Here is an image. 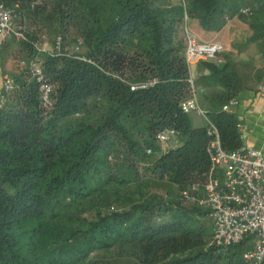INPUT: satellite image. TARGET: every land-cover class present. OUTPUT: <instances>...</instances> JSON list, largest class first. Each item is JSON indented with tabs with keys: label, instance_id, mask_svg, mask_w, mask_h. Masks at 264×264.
<instances>
[{
	"label": "trees",
	"instance_id": "trees-1",
	"mask_svg": "<svg viewBox=\"0 0 264 264\" xmlns=\"http://www.w3.org/2000/svg\"><path fill=\"white\" fill-rule=\"evenodd\" d=\"M0 2L19 5L16 22L26 36L14 39L25 64L16 58L10 73L16 87L0 108V264H243L252 237L230 247H207L208 209L181 197L153 201L143 188L130 209L95 214L91 206L112 183L165 179L182 191L207 182L205 126L194 127L181 108L191 94L186 18L219 31L241 16L264 50V0ZM243 7L251 14H241ZM59 35L63 47L81 39L84 59L38 56L43 82L54 87L45 103L42 82L29 64L38 41ZM203 65L210 74L202 83L220 88L204 97L205 110L224 147L235 150L242 145L237 118L222 107L246 78L259 80L264 70ZM152 78L158 79L155 85L131 90L132 83ZM166 128L178 131L182 145L154 158L156 135Z\"/></svg>",
	"mask_w": 264,
	"mask_h": 264
},
{
	"label": "built area",
	"instance_id": "built-area-1",
	"mask_svg": "<svg viewBox=\"0 0 264 264\" xmlns=\"http://www.w3.org/2000/svg\"><path fill=\"white\" fill-rule=\"evenodd\" d=\"M19 5H6L0 2V39H25V32L17 28ZM241 14H251L250 7L240 9ZM184 40L185 60L189 70L191 84L190 97L181 103L183 112H191L203 117L208 138L207 153L210 160L208 180L202 186L193 185L191 189H183L181 198L189 203L208 209L212 221L211 241L219 247H230L242 243L252 237V246L243 254V264H264V153L250 145L247 129L238 124L242 145L235 150L224 147L221 134L216 123L210 119L206 110L198 101L191 67L205 61H217L224 51V46L215 41L201 40L191 29L185 28ZM82 40L78 39L73 46L63 47L62 36H57L53 45H36L37 55L30 61L33 77L42 82V99L47 103L54 89L50 83L43 82V70L38 63V56L67 55L81 56ZM25 64V61H22ZM158 82L157 78L139 81L130 85L131 90L147 89ZM16 87V80L7 73L3 77L1 104L6 96ZM238 104L236 97L231 98L222 107L224 111L233 113ZM178 136L175 128H166L156 135L159 143H165ZM147 153L152 148L146 149Z\"/></svg>",
	"mask_w": 264,
	"mask_h": 264
},
{
	"label": "crops",
	"instance_id": "crops-1",
	"mask_svg": "<svg viewBox=\"0 0 264 264\" xmlns=\"http://www.w3.org/2000/svg\"><path fill=\"white\" fill-rule=\"evenodd\" d=\"M186 27L191 29L201 40L219 42L224 46V51L217 61L213 62L236 64L240 67L246 66L253 69V72L264 70V50L259 41L251 39V29L241 16H234L229 19L219 31L205 30L199 20L192 17L186 18L184 28ZM18 55L21 56V48L14 39L6 41L0 39V104L3 92V77L5 74L14 71ZM190 73L194 80L198 101L205 109L207 106L204 97H211L220 88L206 86L202 83V77H207L210 74L203 62L193 65ZM245 82V86L236 96L238 104L235 106L233 113L237 118V123L247 129L250 145L262 150L264 153V74L259 80L249 77L246 78ZM190 118L194 127L205 126L203 117H201L204 122L203 125L191 116ZM168 143L172 148L182 145L179 137L171 138Z\"/></svg>",
	"mask_w": 264,
	"mask_h": 264
},
{
	"label": "rangeland",
	"instance_id": "rangeland-1",
	"mask_svg": "<svg viewBox=\"0 0 264 264\" xmlns=\"http://www.w3.org/2000/svg\"><path fill=\"white\" fill-rule=\"evenodd\" d=\"M17 28H21V25L18 22H16ZM54 37L52 36H47V38L44 41H38L37 44L41 45H47L48 47H51L53 45ZM73 44H70V47ZM26 56H21L18 57V60L22 61L25 59ZM21 64H23L21 62ZM189 115L194 119L198 120V122L203 125V120L201 117L197 116L196 113L191 112ZM169 141L165 142L166 144H162L159 142L155 143V147L153 150V156L152 157H158L161 156L165 153H168L170 150H172V146L168 143ZM152 159L149 160V163ZM146 165H148L146 163ZM146 165L143 166V169L147 167ZM142 167V166H141ZM141 171L142 168H140ZM147 181V180H145ZM143 181L141 182L140 185H134V184H129V185H117L116 183L109 184L105 188H103L98 194L96 200L93 201V207L92 211L93 213H100V214H109L112 213L116 210H122V209H130L132 206L138 204V199L140 198L141 191L140 189L143 190L145 195L144 196H149L153 201H161L162 198H168L169 201H178L181 197V191L179 187H177L174 184H170L168 181L165 179L159 180V179H152L150 182L146 183ZM161 192V195L158 194V192ZM163 193V194H162ZM156 195L160 196V198H156ZM118 201V202H117ZM117 202V203H115ZM175 204V203H174ZM211 220V219H210ZM212 222V221H211ZM208 246L207 247H213V243L211 241V237L207 238ZM131 247V246H130ZM115 250V251H114ZM111 250L112 252H106L105 255L112 256L115 255L118 251H120V248ZM118 250V251H117ZM103 255V254H102Z\"/></svg>",
	"mask_w": 264,
	"mask_h": 264
},
{
	"label": "water",
	"instance_id": "water-1",
	"mask_svg": "<svg viewBox=\"0 0 264 264\" xmlns=\"http://www.w3.org/2000/svg\"><path fill=\"white\" fill-rule=\"evenodd\" d=\"M2 107V104H0V108Z\"/></svg>",
	"mask_w": 264,
	"mask_h": 264
}]
</instances>
